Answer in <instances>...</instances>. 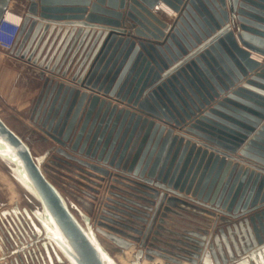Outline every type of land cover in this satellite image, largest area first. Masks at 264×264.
Here are the masks:
<instances>
[{
    "label": "water",
    "instance_id": "95a60500",
    "mask_svg": "<svg viewBox=\"0 0 264 264\" xmlns=\"http://www.w3.org/2000/svg\"><path fill=\"white\" fill-rule=\"evenodd\" d=\"M12 51L41 69L50 163L106 192L78 217L0 115L42 207L0 205V264H120L104 239L131 264H264V0H29Z\"/></svg>",
    "mask_w": 264,
    "mask_h": 264
},
{
    "label": "rangeland",
    "instance_id": "374dc122",
    "mask_svg": "<svg viewBox=\"0 0 264 264\" xmlns=\"http://www.w3.org/2000/svg\"><path fill=\"white\" fill-rule=\"evenodd\" d=\"M31 85H36V82L32 83ZM29 95L30 93L26 92L25 98L21 100L22 106L30 105ZM0 103L2 104L0 107L1 117L28 142L34 155L39 158L49 152L48 145L44 142L45 135L42 132L36 133L35 131L31 130V125L34 127L35 125L33 122L29 121V115L24 114L23 111L20 112L14 109L4 99L0 100ZM50 144H52L51 141ZM49 154L50 155L43 161V168L45 172L61 190L71 209L78 217L81 216V211L88 213V210L85 208V206H89V203L87 202L89 197L87 193L91 191L87 187V184L89 183L80 179L76 175L69 173L68 171L65 172V170H61L59 167H56L54 164L50 163L49 160H51L53 157L52 151H50ZM105 192L106 189H102L100 195L97 196L98 199L96 198V200L98 201L101 199V197L105 195ZM1 202L8 205V207L13 205L15 207L16 205L20 208V210L23 208H28L30 211L38 212L41 211L42 208L39 200L17 180L10 166L2 159H0V203ZM105 245L109 247L108 243ZM109 250L120 264H131L130 260H132V255H129V257L127 254V258H125L120 251H117L114 248H109Z\"/></svg>",
    "mask_w": 264,
    "mask_h": 264
},
{
    "label": "crops",
    "instance_id": "0c3cea01",
    "mask_svg": "<svg viewBox=\"0 0 264 264\" xmlns=\"http://www.w3.org/2000/svg\"><path fill=\"white\" fill-rule=\"evenodd\" d=\"M28 5H29V0H11L10 10L17 12V13H21L24 15L27 8H28ZM59 6L69 7L72 5L59 4ZM88 8H90V7H88ZM158 16L161 19H163V17L160 14H158ZM168 17H170V16H168ZM60 22H62V24H64L63 28L66 29L68 25H66L65 23L74 22V21L64 20V21H60ZM58 26H59V23H58ZM68 28L72 29V28H74V25H70V26H68ZM39 72H41V69L39 67L32 65L31 63H29L28 61H26L22 58L17 57L13 53L12 50L8 51V50L0 48V100H2V99L6 100L14 109H16L20 112L23 111L24 114H28L30 116L32 109L34 107V100L40 94L41 89H42V81L40 80V78L38 76ZM35 82H36V85L32 86L31 84L35 83ZM31 86L35 87V88H32ZM26 92L30 93V95H29V98H30L29 104L30 105L29 106H25V105L22 106L21 100H23V98H25ZM1 106H2V104L0 103V107ZM122 106H123L122 104L119 105L120 108ZM29 121L33 122L31 120V118L29 119ZM31 127H32L31 130L35 131L36 133L41 132L36 127V125H35V127L31 125ZM61 170H63V169H61ZM65 172H66V170H65ZM127 190H129V189H127ZM87 194L89 196L87 199V202L90 204V206H91L90 208L92 210H94L95 207L97 206L96 200H94V198L92 197V196H94V193L90 191ZM107 195H109V194H107ZM124 196H127L128 198L136 200L137 202H140L142 204H147V203H144V201H140V200L136 199L135 197H132V196H129L126 194ZM0 204H5V203L1 202ZM7 207H8V205L5 204V208H7ZM13 207H14V205L10 206L8 208H13ZM184 214H186L187 216H189L191 218H194L195 220L178 218L175 215H171V214L169 215L170 217L165 218V220L171 225L185 226L186 228H189L187 225H185L186 223H190L193 225H199L200 224L199 221H203V219L200 216L195 215L191 212H186ZM167 226L169 228H172L169 225H167ZM104 242H105V244L106 243L109 244L110 247H108V248H110V249L114 246L112 243H110L106 239H104ZM135 250H136V248L134 247L133 249L128 251L127 252L128 256L129 255L131 256V252H133ZM0 256H1V252H0ZM150 262L151 261H149L148 259L142 260L143 264H149ZM163 263H164L163 259L156 257V260L154 261L153 264H163ZM57 264H60V263H57ZM62 264H69V263L65 262ZM184 264H188V263L184 262Z\"/></svg>",
    "mask_w": 264,
    "mask_h": 264
},
{
    "label": "built area",
    "instance_id": "2783aa9c",
    "mask_svg": "<svg viewBox=\"0 0 264 264\" xmlns=\"http://www.w3.org/2000/svg\"><path fill=\"white\" fill-rule=\"evenodd\" d=\"M24 22V15L8 10L0 23V48L13 50L21 27Z\"/></svg>",
    "mask_w": 264,
    "mask_h": 264
},
{
    "label": "bare ground",
    "instance_id": "6f19581e",
    "mask_svg": "<svg viewBox=\"0 0 264 264\" xmlns=\"http://www.w3.org/2000/svg\"><path fill=\"white\" fill-rule=\"evenodd\" d=\"M161 10H163V12H164L165 14H168L169 16L174 14L171 10H169V9L166 8L165 6H163V7L161 8ZM256 56H257L256 58H259V59H261V60L264 61V59H262L261 56H259V55H257V54H256ZM8 165H9V164H8ZM10 168H12V169H13V170H12L13 173H15V169H14V167L10 165Z\"/></svg>",
    "mask_w": 264,
    "mask_h": 264
},
{
    "label": "flooded vegetation",
    "instance_id": "af4514ba",
    "mask_svg": "<svg viewBox=\"0 0 264 264\" xmlns=\"http://www.w3.org/2000/svg\"><path fill=\"white\" fill-rule=\"evenodd\" d=\"M87 185H88V186H91V187H93V188L95 187V186L91 185L90 183L87 184ZM95 188H96V187H95ZM97 206H98V203H97ZM97 206H96V207H97Z\"/></svg>",
    "mask_w": 264,
    "mask_h": 264
}]
</instances>
